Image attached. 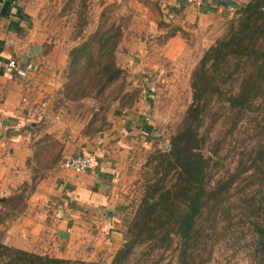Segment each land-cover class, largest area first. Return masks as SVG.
Masks as SVG:
<instances>
[{
	"label": "crops",
	"instance_id": "0c3cea01",
	"mask_svg": "<svg viewBox=\"0 0 264 264\" xmlns=\"http://www.w3.org/2000/svg\"><path fill=\"white\" fill-rule=\"evenodd\" d=\"M235 5L233 0H0V213L4 200L29 183L36 146L54 144L56 158L93 157V166L82 173L57 169L52 157L53 170L34 182L21 212L0 222L1 244L63 260L120 248L119 188L158 147L163 97L203 53L196 52L192 38L212 36ZM84 6L93 13L87 22L79 13ZM114 28L116 65L129 88L140 92L132 100L125 91L113 97L108 126L91 131L89 116L66 112L72 100L62 73L71 48L95 31ZM10 59L30 66L25 77L5 68Z\"/></svg>",
	"mask_w": 264,
	"mask_h": 264
},
{
	"label": "trees",
	"instance_id": "16d2710c",
	"mask_svg": "<svg viewBox=\"0 0 264 264\" xmlns=\"http://www.w3.org/2000/svg\"><path fill=\"white\" fill-rule=\"evenodd\" d=\"M233 10L234 18L224 34L192 68L190 103L167 149L155 151L144 163L146 177L136 211L124 242L108 264H129L133 249L141 245L146 249L143 259L161 252L168 254L166 264H207L210 242L232 226L227 224L246 226L254 264H264V0H247ZM118 39L115 28L95 31L68 51L65 87L72 84L70 100L97 97L105 85L120 80L123 71L114 57ZM245 115L249 116L247 124L254 123L251 147L245 159L241 154L223 172L218 169L223 162L222 143L234 135L236 122ZM221 122L224 131L215 135L224 137L211 143V127ZM30 186L28 194L34 183ZM233 191L242 194L238 203L230 200ZM13 196L4 200L3 208L11 207ZM235 209L240 213L231 223L228 215ZM5 211L0 213V222L14 217ZM161 255L151 264L161 263ZM0 264L96 263L41 256L0 243ZM132 264H140L139 259Z\"/></svg>",
	"mask_w": 264,
	"mask_h": 264
},
{
	"label": "rangeland",
	"instance_id": "374dc122",
	"mask_svg": "<svg viewBox=\"0 0 264 264\" xmlns=\"http://www.w3.org/2000/svg\"><path fill=\"white\" fill-rule=\"evenodd\" d=\"M86 1V0H83ZM237 5L245 3L247 0H233ZM85 3V2H84ZM80 15L83 16V21L87 22L88 19H92V10L91 8L87 9L85 6L84 8L79 9ZM234 18V10L232 12V15L230 16V19L227 21L221 22L220 25H218V29L212 36H202L198 35L192 38L191 43L196 48V52L199 54L200 50H204L209 47L213 42L221 37L225 29L231 19ZM84 25V24H83ZM82 26L81 23L78 24V27ZM90 27V26H89ZM88 27V28H89ZM116 29V28H115ZM119 41V39H118ZM118 44V42H117ZM117 46V45H116ZM202 54L197 55V59L195 61H198ZM116 63V62H115ZM194 64V65H195ZM193 65V67H194ZM192 67V68H193ZM192 68L188 71V74L186 73L185 79L178 83L179 86L175 89H169V96L163 97L165 98V103L161 105L162 109L159 111V125L157 126L156 130V138L158 139L157 142V148L149 152V154L143 158L140 162V165L136 167V170L123 185L119 189L120 192H118L119 198V204L122 207L118 218V224L120 227V233L119 237L121 239V244L124 242V239L126 238V233L129 227V224L134 216V213L136 211V207L138 204V200L141 194V188L142 184L144 182L145 175V169H144V163L148 159L149 156H151L155 151H164L167 149L168 146V140L170 136L174 133L176 128L179 126L182 116L184 114L185 109L190 103V89H189V77L190 73L192 71ZM64 83L66 85V77H65V71L62 73ZM148 76L147 73H143V77ZM88 76H84L83 79L86 80ZM120 82L117 83L116 86H112L109 88L110 92L104 93L105 88H107L110 85H105L104 89L102 91V94H100L97 97L91 96L86 97L85 99L82 98L84 101H79L80 99H72L71 103L65 106L66 112L70 113V111H73L74 113L78 114L79 116H89V119L87 121L86 127L87 129L91 131H96L98 129H102L108 126L106 119L107 113L110 109L111 103L113 102V97H117L121 92L125 91V97L128 100H132L135 96H137L139 89L137 88H129V84L126 82L125 74L123 72V75L121 76ZM66 94L69 99L73 97V95L70 92V89H72V84H69L65 87ZM94 89L92 90V92ZM140 92V91H139ZM106 94V95H105ZM120 96V95H119ZM135 99V98H134ZM81 102V103H80ZM263 103V102H262ZM263 106H260V109H262ZM258 108L253 109V113L257 111ZM260 111V110H259ZM258 111V112H259ZM256 115V114H254ZM242 118V120H241ZM241 118L236 122V131H234L233 136H228L222 143V152L220 153V157H223V162L221 163V166L218 168L221 171H225V169H230L232 165L238 160L240 155L242 154V158L245 159L250 147H251V141L250 137L252 135L251 128L254 124L251 122V124H247L249 120V116H241ZM212 120V119H211ZM230 120L226 123L227 126L229 125ZM221 122V124L217 127L215 124L211 127L213 130L210 132L212 134V137L210 138V142L212 143L214 140H219L222 137H224V134L221 137H218V135H215L216 133L223 132L224 131V124ZM220 127V128H219ZM218 128V129H217ZM154 136V137H155ZM209 142V143H210ZM46 146L41 145V149L36 146L32 161L29 163V183H26L27 186H23L22 184L17 188L19 192L15 193L14 195L20 196V199H17L16 196L12 198V201L8 203L11 207L4 208V211L6 209V213L9 216H16L18 213L21 212V210L24 208V200L27 197L29 190L31 188V183H34L37 181V179H41L49 172L53 170V167H48L49 160H52V164H56L57 169H62L60 167V163L62 160V157H54V144H50ZM53 157V158H52ZM52 158V159H51ZM63 170V169H62ZM242 185L240 186L239 190L241 191ZM242 194L244 193L241 191ZM247 193V192H246ZM242 194H236L234 191L230 195V200L236 199L242 196ZM12 197V196H11ZM229 200V201H230ZM230 201V203H231ZM230 203L227 204V208L230 206ZM15 205V206H13ZM234 205H237L236 203ZM240 211L235 209L233 210L228 216L233 219L231 223L235 221V216H239ZM223 214H219L221 217ZM232 225L230 228H227L224 231H220L219 235L213 236L214 241L210 242L211 245V255L209 257V261L207 264H254L253 256H252V239H250L249 230H247L246 226L239 225V227L236 226V224H227ZM226 226V227H227ZM1 231H0V238H1ZM121 246V245H120ZM145 245L136 246L133 249L132 254L129 258V264H132L133 261H136L139 259L140 264H151L152 261L159 259V256L161 255V252L159 255L155 256L152 255L149 259V256L146 258H142L141 254L145 251ZM115 253V252H114ZM113 254L108 255H98L94 258L90 257V259H65L69 261L74 262H83V263H96V264H108ZM106 256V257H105ZM110 259L109 262L107 260ZM160 260L162 261L159 264H166L167 261H169V257L167 253H163L160 257Z\"/></svg>",
	"mask_w": 264,
	"mask_h": 264
},
{
	"label": "built area",
	"instance_id": "2783aa9c",
	"mask_svg": "<svg viewBox=\"0 0 264 264\" xmlns=\"http://www.w3.org/2000/svg\"><path fill=\"white\" fill-rule=\"evenodd\" d=\"M13 46V44H11ZM29 65L26 64L25 67H21L13 59L8 60L5 63V68L10 72L14 73L16 76L23 78L26 76V71L29 69ZM147 76L143 77V82H147ZM58 120V118H55ZM93 166V157L91 155H67L62 157L60 167L63 170L70 171L72 173H82L89 170Z\"/></svg>",
	"mask_w": 264,
	"mask_h": 264
}]
</instances>
